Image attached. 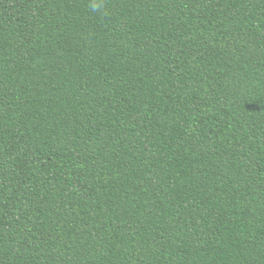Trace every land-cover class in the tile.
Masks as SVG:
<instances>
[{
	"label": "trees",
	"instance_id": "trees-1",
	"mask_svg": "<svg viewBox=\"0 0 264 264\" xmlns=\"http://www.w3.org/2000/svg\"><path fill=\"white\" fill-rule=\"evenodd\" d=\"M0 0V264H264V0Z\"/></svg>",
	"mask_w": 264,
	"mask_h": 264
},
{
	"label": "clouds",
	"instance_id": "clouds-1",
	"mask_svg": "<svg viewBox=\"0 0 264 264\" xmlns=\"http://www.w3.org/2000/svg\"><path fill=\"white\" fill-rule=\"evenodd\" d=\"M90 8L93 12H99L103 8L102 0H91Z\"/></svg>",
	"mask_w": 264,
	"mask_h": 264
}]
</instances>
